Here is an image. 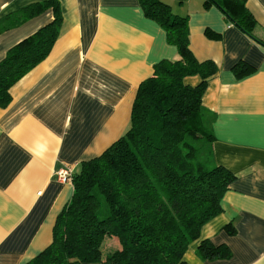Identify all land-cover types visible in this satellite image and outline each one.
<instances>
[{
	"label": "crops",
	"instance_id": "1",
	"mask_svg": "<svg viewBox=\"0 0 264 264\" xmlns=\"http://www.w3.org/2000/svg\"><path fill=\"white\" fill-rule=\"evenodd\" d=\"M38 1L0 0V18ZM57 1L62 23L50 52L10 87L11 100L0 107V264H25L50 244L55 218L72 194L71 181L57 172L65 166L77 172L117 140L139 83L158 61L177 58L138 0ZM163 1L187 16L194 57L218 66L201 102L213 118L214 162L235 175L221 212L202 226L183 258L187 264H264V0H244L256 20L252 37L214 4ZM51 19L48 9L1 32L0 60ZM239 61L244 70L234 73ZM185 80L194 85L199 77ZM204 239L227 246L230 257L199 258Z\"/></svg>",
	"mask_w": 264,
	"mask_h": 264
},
{
	"label": "trees",
	"instance_id": "2",
	"mask_svg": "<svg viewBox=\"0 0 264 264\" xmlns=\"http://www.w3.org/2000/svg\"><path fill=\"white\" fill-rule=\"evenodd\" d=\"M138 3L163 29L177 58L158 61L139 83L127 129L101 154L81 162L50 244L25 264H187L188 245L222 210L223 194L235 175L214 162L213 118L201 102L218 66L194 57L187 16L172 13L163 0ZM210 4L253 36L256 20L244 0L203 1L205 7ZM48 9L52 19L0 60V107L10 102V87L50 52L62 13L57 0H43L0 18L1 33ZM243 66L239 61L232 70L238 73ZM192 76L199 77L194 85L185 80ZM196 252L203 260L230 257L227 246L206 239Z\"/></svg>",
	"mask_w": 264,
	"mask_h": 264
},
{
	"label": "built area",
	"instance_id": "3",
	"mask_svg": "<svg viewBox=\"0 0 264 264\" xmlns=\"http://www.w3.org/2000/svg\"><path fill=\"white\" fill-rule=\"evenodd\" d=\"M57 177L61 181H71L72 167L65 166L57 172Z\"/></svg>",
	"mask_w": 264,
	"mask_h": 264
},
{
	"label": "rangeland",
	"instance_id": "4",
	"mask_svg": "<svg viewBox=\"0 0 264 264\" xmlns=\"http://www.w3.org/2000/svg\"><path fill=\"white\" fill-rule=\"evenodd\" d=\"M167 3V1H165ZM177 2V1H176ZM168 4V3H167ZM170 6V5H169ZM172 13H174L173 11H171Z\"/></svg>",
	"mask_w": 264,
	"mask_h": 264
}]
</instances>
